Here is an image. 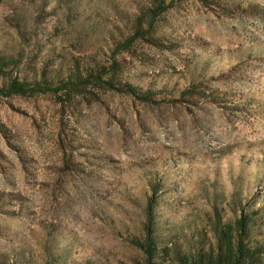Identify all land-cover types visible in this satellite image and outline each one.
I'll use <instances>...</instances> for the list:
<instances>
[{"label":"rangeland","instance_id":"rangeland-1","mask_svg":"<svg viewBox=\"0 0 264 264\" xmlns=\"http://www.w3.org/2000/svg\"><path fill=\"white\" fill-rule=\"evenodd\" d=\"M10 78L70 87L0 97V264L264 249V0H0Z\"/></svg>","mask_w":264,"mask_h":264},{"label":"trees","instance_id":"trees-1","mask_svg":"<svg viewBox=\"0 0 264 264\" xmlns=\"http://www.w3.org/2000/svg\"><path fill=\"white\" fill-rule=\"evenodd\" d=\"M129 42H126L128 45ZM125 46V45H124ZM107 74L106 69L98 70L97 79L104 85L110 88H114L112 81H104L103 76ZM79 80V76H74ZM70 78H73L71 76ZM74 78V79H75ZM70 80V79H69ZM68 87H70V81L62 82L57 87H53L49 82H26L19 79L10 78L2 86H0V97L8 98L12 96L31 97L39 94L53 93L59 95V93H65ZM129 90L137 94L136 90L129 86ZM147 223L144 230V239L138 242L143 253L142 264H160L159 259L161 255V248H159L158 241L155 236V216L153 199L147 206ZM251 227V218L245 216L240 219L235 229L230 226H226L219 237L218 247L216 250H202L193 253L185 254L178 253L175 264H262L264 249L254 247L253 244L248 242L247 233ZM237 235L235 234V232Z\"/></svg>","mask_w":264,"mask_h":264}]
</instances>
